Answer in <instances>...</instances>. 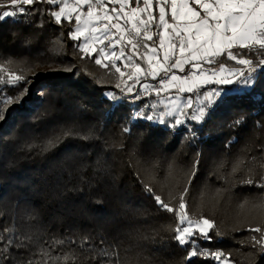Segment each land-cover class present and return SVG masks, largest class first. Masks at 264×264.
<instances>
[{"label": "trees", "instance_id": "obj_1", "mask_svg": "<svg viewBox=\"0 0 264 264\" xmlns=\"http://www.w3.org/2000/svg\"><path fill=\"white\" fill-rule=\"evenodd\" d=\"M32 8L39 11L0 21V64L27 78L0 84V100L27 89L18 102L0 105L6 110L0 120V264H220L210 255L217 252L232 264H264V251L251 239L260 234L249 231L264 229V222L241 219L253 197L264 201L257 186L263 171L247 154L248 140L264 137V73L248 92L220 88L230 93L198 127L197 141L183 138L186 128L143 120L129 126L135 109L114 106L107 96L114 87L92 73L96 56L75 55L69 38L75 19L56 24L49 12L58 7ZM172 159L179 166L175 186L168 178ZM211 161L221 162L219 172ZM249 177L251 185L244 182ZM185 188L188 216L215 223L210 240L196 234L181 245L173 239L177 217L154 197L178 209ZM193 248L203 254L190 257Z\"/></svg>", "mask_w": 264, "mask_h": 264}, {"label": "snow or ice", "instance_id": "obj_2", "mask_svg": "<svg viewBox=\"0 0 264 264\" xmlns=\"http://www.w3.org/2000/svg\"><path fill=\"white\" fill-rule=\"evenodd\" d=\"M106 2L113 5L119 4L120 8L106 9ZM42 3L59 8L58 11L49 12L56 24H61L64 20L71 23L73 13H78L75 15L76 27L69 32L71 40L79 41L84 32L89 31L100 34L92 36V40L100 43L104 40L109 41L107 45L99 49L93 48L90 43L77 45L79 51L85 56L98 51L101 58L95 59L97 65L111 66L124 76L121 67L115 63L124 58L127 61L124 67H128L129 64L134 65V74L128 77L129 80H133V84L139 82L141 75L144 78L151 77L153 80H158L159 87L144 84L145 92L152 89L159 95L162 90L175 89L177 92L191 93L208 83L242 84L245 88H254L259 83L258 72L264 73V0H72L71 4L69 0H0V21L33 14L39 9H33L32 6ZM82 5L88 6L87 19L83 21L85 29L81 28V18L85 14L78 12ZM125 9L129 10L125 11ZM155 9H158V15L154 14ZM101 10L103 15L100 14ZM109 11L115 15H108ZM121 18L124 19V25L118 22ZM99 20H107L108 23L104 24L103 28H98L94 21ZM113 20L117 22L113 23ZM113 29L116 34H119L115 42L110 38L114 35ZM154 36L159 39L158 46L154 42L151 45L147 43L153 41ZM116 44L121 45L119 55L114 50L105 51L106 48L114 49ZM127 46H130L128 55H126ZM142 48L143 53L140 52ZM158 48L163 50L162 58ZM136 58L146 62L147 68H142L141 63H135ZM104 60H108L110 65L104 64ZM225 61L234 62L239 67H230ZM205 65L215 67L205 68ZM176 70L186 74L176 75ZM5 72V67L0 65V73ZM21 82H27V78L23 75L13 73L7 79L4 75H0V84L16 86ZM125 88L127 92H132V87L128 86L127 82H125ZM26 92L27 89H24L20 96L6 97L0 100V105L11 104L14 99L18 102ZM110 96L116 99L114 94ZM219 96V90L205 93L204 101L207 107L214 104ZM191 105L192 101L189 100L185 107L191 108ZM173 114L176 115L173 126L184 123V120L180 118L185 115L182 109L176 107L174 112L166 113L169 116ZM207 114L206 107L202 106L192 119L202 122ZM5 115L6 110L0 107V120L4 119ZM163 115L165 114H161L159 118L160 123H166ZM144 118L153 120L151 115ZM68 134L70 133H65V135ZM56 139L58 140L59 137ZM53 145L54 141H49L47 146ZM260 168L264 169V163L260 165ZM244 182L251 185L254 180L249 177ZM257 186L264 188V172L260 174V182ZM146 189L152 190L148 186ZM186 194L187 188L179 195L178 209L170 206L159 195L154 197L162 209L176 215L179 225L185 223L188 225L177 226L174 229L173 239L181 245L189 244L192 237L196 235L193 231V224H196L199 226L200 236L210 240L208 233L215 227L214 221L203 217L197 221L190 220L184 200ZM249 231L260 234L259 239L255 235L251 239L253 247L259 245L261 251H264V229L256 226ZM8 244L11 245L12 241H8ZM198 254L203 253L193 248L189 256ZM210 255L221 261V264H232L229 257L222 252ZM9 264H11L10 261ZM28 264L32 262L29 261Z\"/></svg>", "mask_w": 264, "mask_h": 264}, {"label": "rangeland", "instance_id": "obj_3", "mask_svg": "<svg viewBox=\"0 0 264 264\" xmlns=\"http://www.w3.org/2000/svg\"><path fill=\"white\" fill-rule=\"evenodd\" d=\"M69 3L71 4L72 0H69ZM112 7H116L117 9H119L120 5L119 4L113 5L110 2L105 3L106 9H111ZM141 7H143L142 4H141ZM87 10H88L87 5H82L78 9V12H82L85 14L81 18L82 19V23H81L82 29H85V27H86L83 24V21L85 19H87V16H86ZM128 10L129 9H125V11H128ZM94 11H96L95 8H94ZM76 14H78V13H73L72 19H75ZM100 14L101 15L104 14L103 10H101ZM107 14L112 15V16L115 15V13H112L111 11H109ZM154 14L158 15V9L154 10ZM65 21H67V20H65ZM112 22L116 23L117 21L113 20ZM118 22L120 24L124 25V19L123 18H121ZM94 23H95L96 27L103 28L104 24L108 23V21L107 20H99V21H94ZM75 27H76V25H75ZM75 27H74V29H75ZM127 27L130 28L131 25H127ZM112 32L114 35H112L110 38L113 40V42H115V40L119 38V34L115 33V29H113ZM98 35H100V34L99 33H90L89 31H85L84 35L81 36L79 41H74V46H73L74 53L80 60L84 59L86 56L84 53H81L79 51V48L77 47L78 44L90 43L93 48L99 49V48H102L109 43L108 40H104L103 43H100L99 41L92 40V36H98ZM85 37H87V39H85ZM153 42L158 46V44H159L158 37L154 36L153 41H148L147 43L151 45V44H153ZM120 47H121L120 44H116L114 49L106 48L105 51L111 52L114 50V51H116L117 55H119ZM158 51L160 52V57L162 58L163 50L158 48ZM140 52L143 53L144 49L143 48L140 49ZM128 54H130V46L126 47V55H128ZM88 56L90 58H92L93 56H96V58H101L98 51L92 52ZM103 63L110 65V62L108 60H104ZM115 63L121 67V71L124 72V76H121L118 72H116L115 68H112L111 66L103 67L101 65H97L96 63L95 64L97 65L98 68H97V70L95 69V71H93L92 73H95L98 76V80L100 83L114 87L115 91L107 94V96L110 98H111L110 94L115 95L116 99L111 98L113 100L114 106H116L118 104L129 103L135 109V111H134L135 113L132 115V118H131L130 122L128 123V125L131 126L135 122H137V120L138 121L143 120L145 122L152 123L154 126L159 125L162 127L163 126L168 127L170 130H177L179 128H186L185 131H188L189 133L188 134L182 133V136L185 140L190 139V137H193L195 139V141L198 140V134H199V128L198 127H201V126L205 125L207 122H210V120L212 118L211 113L214 112L215 108H217L219 106L220 101L224 98V96H226L227 94L230 93L227 90H221L220 88L222 86L234 85L235 86V88L233 89L234 92H242V91L248 92L251 90V88H245L242 84L241 85H237V84L218 85L215 83H208V84H205L202 87H200L198 89V91L191 92V93H189V92H177L175 89H169L167 91L162 90L160 92V94L157 95L155 90H152V89H150L149 92H145L143 89V85L149 84V85H153L155 87H159L158 80H153L151 77L144 78L143 75H141L139 82L133 84V80H129L128 77L130 75L134 74V65L129 64L128 67H124L125 63H127V61L124 58H121V60H118ZM135 63H141L142 68H145V69L147 68L146 62H142L138 58L135 59ZM185 67H186V71H187V65ZM204 67L209 68V65H205ZM5 69H6V72L1 73V75H4L5 77L8 78V76L10 74H13V73L10 72L7 67H5ZM185 74L186 73H182V72H179L178 70H176V75L182 76ZM125 82H127L128 86L132 87L131 93L127 92V90L125 88ZM117 85H120V87H117ZM122 89H124V90L122 91ZM216 90H219L220 96L216 99V102L214 104H212L210 107H207L206 102L204 101V94L207 92H212V91H216ZM189 100L192 101L191 108H186L185 105H187ZM153 105L155 107H153ZM202 106L206 107L208 114L202 122H197L195 119H192V117L194 115H196L197 110ZM176 107H179L180 109H182L184 111L185 115L180 117L181 119L184 120V123L180 124V125L173 126L175 119H176V115L173 114V115L169 116V115H166V113L174 112V109ZM224 109L226 111H224ZM224 109H223V112H225V113L230 109V107L228 106L227 103L225 104ZM161 114H165V115H163V119L166 121V123H160L159 122V118L161 117ZM148 115L153 116V120L149 121V120L144 118L145 116H148ZM194 124H196L198 126H194ZM247 144H248V148H249V151H247V154L249 156L248 160L251 159V161H252L250 163V165L251 166L255 165V166L260 167V165L262 163H264V137H262L260 139L253 137L252 139L248 140ZM242 157H241V159H242ZM217 158H221V157H219V155H218ZM209 164H210L211 169L214 168V170L217 172H219V169H221V162L218 165H215L216 163L211 161ZM178 167L179 166L177 165L176 161L174 159H172V161H171V176H168V178L171 177V180H170L171 186H175L177 184L178 178H176V176L178 173V171H177ZM211 169L208 167L207 172L210 170V172L212 173ZM239 170L242 171L243 168L240 167ZM196 171H197V167L195 165V172ZM254 171H255V169H252V172H254ZM262 171L264 172V169H262ZM195 172H194L191 180L193 179ZM245 172H247V170ZM185 175H186L185 172H183V173H181V175H179L181 183H183ZM162 183L166 184L165 185V190H166L168 182L166 180H164V181L160 182V184H162ZM187 191H188V188H187ZM164 192H166V191H164ZM218 197L219 196L213 197V199H212L213 203H216V201L218 200ZM253 199L256 202L252 201V206L247 207L242 212L241 219L245 224H251L252 223V225H254L256 223L264 222V201L262 199V196L259 195L257 197H253ZM202 210H203L202 207L197 209V212H199V213H196V216L199 215L200 212L202 213ZM186 211H187V209H186ZM199 217L200 216H198L196 218L194 217V219H192L190 217V215L188 216V218L192 221L199 220L198 219ZM179 226L180 227H186L188 225H187V223H185L184 225H179ZM193 231H195L196 234L199 235V226L196 224H193ZM194 237L195 236H193L192 239ZM219 262L221 264V261H219Z\"/></svg>", "mask_w": 264, "mask_h": 264}]
</instances>
